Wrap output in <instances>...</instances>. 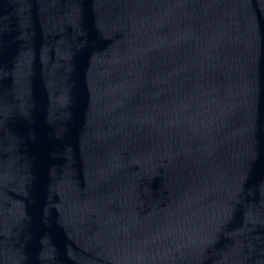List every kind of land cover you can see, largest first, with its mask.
I'll return each instance as SVG.
<instances>
[{
  "label": "water",
  "instance_id": "obj_1",
  "mask_svg": "<svg viewBox=\"0 0 264 264\" xmlns=\"http://www.w3.org/2000/svg\"><path fill=\"white\" fill-rule=\"evenodd\" d=\"M0 264H264V0H0Z\"/></svg>",
  "mask_w": 264,
  "mask_h": 264
}]
</instances>
